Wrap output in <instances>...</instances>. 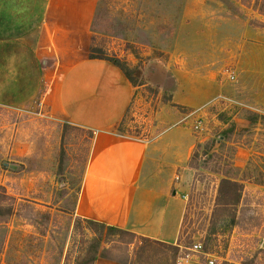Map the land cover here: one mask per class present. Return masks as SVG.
<instances>
[{"label": "rangeland", "instance_id": "obj_1", "mask_svg": "<svg viewBox=\"0 0 264 264\" xmlns=\"http://www.w3.org/2000/svg\"><path fill=\"white\" fill-rule=\"evenodd\" d=\"M259 9L264 11V0L97 4L89 56L118 60L135 88L117 132L151 141L179 121L196 139L188 160L196 182L182 243L188 248L200 243L209 254L194 255L191 263L264 264V187L255 184L264 182V15ZM90 137L37 101L25 108L0 107V188L11 198L1 199L0 190V264H76L83 257L93 235L73 209ZM223 175L250 179L241 203L243 220L249 221L238 225L216 206ZM239 208H231L235 218L241 216ZM121 237L101 243L102 256L127 254L133 264H155L135 258L137 235Z\"/></svg>", "mask_w": 264, "mask_h": 264}, {"label": "crops", "instance_id": "obj_2", "mask_svg": "<svg viewBox=\"0 0 264 264\" xmlns=\"http://www.w3.org/2000/svg\"><path fill=\"white\" fill-rule=\"evenodd\" d=\"M98 1L0 0V107L37 101L90 134L74 217L176 244L196 182L188 167L196 139L179 121L151 141L117 132L135 88L112 63L89 56Z\"/></svg>", "mask_w": 264, "mask_h": 264}, {"label": "trees", "instance_id": "obj_3", "mask_svg": "<svg viewBox=\"0 0 264 264\" xmlns=\"http://www.w3.org/2000/svg\"><path fill=\"white\" fill-rule=\"evenodd\" d=\"M257 11L261 15H264V11H262L261 9ZM93 58H99L109 61L115 67H117L132 84L130 72L128 71L126 66L121 64L118 60L108 59L104 57H93ZM223 141L228 142V138H223ZM249 180H250L249 178L242 176L241 179H239L238 181L236 180V178H232V177L230 178L227 175H223L219 180L217 197H216V206L217 207L222 206L224 207V211H229L231 213L232 221L238 225L242 224V222L244 221H249V219L243 220L242 214L244 212V205L241 206V203L244 202L243 200L247 199L246 197H244L243 194L244 182L245 181L250 182ZM255 184H257V186H263L264 182L263 183L261 182L259 184L255 183ZM0 190H2L3 192L1 199L11 200V198L7 197L6 192L3 188H0ZM238 205L240 207L238 214H240L241 216H239V218H235L232 209L236 208ZM12 214H13V208L7 211V215L9 218H11ZM42 217L44 221L46 222L49 221V217H50L49 214H44V216ZM80 222L85 225V228L89 230L93 236L92 239L87 242L88 247L86 248L83 257H81L76 264H95V262L98 259H104L118 264H133L134 261L133 258H131L127 254L123 258H115V257L110 258V257L102 256V251L100 252L101 243H103L110 237L115 235H121L122 236L121 238H124V236L133 238L134 236L133 234H130L129 236V234L127 235V233H125L124 231L118 228L110 227L94 220L81 219ZM137 237L139 239V244L136 249L137 252H135L136 253L135 258H139V259L145 258L147 259V263L151 261L154 262L155 264H177L179 259H182L188 253L187 250L190 248L183 245L182 243V231L176 244H167L141 236H137ZM151 248L152 249L156 248L157 250H154L152 252ZM202 253L204 255L209 254L206 248L204 247L202 249ZM154 257L156 258V260L152 261ZM241 264H249V263L243 262Z\"/></svg>", "mask_w": 264, "mask_h": 264}, {"label": "built area", "instance_id": "obj_4", "mask_svg": "<svg viewBox=\"0 0 264 264\" xmlns=\"http://www.w3.org/2000/svg\"><path fill=\"white\" fill-rule=\"evenodd\" d=\"M233 75H228V78L233 80ZM187 254L182 258L179 259L180 262L188 263L194 255H198L202 253V245L200 243H194L190 246V248L187 250ZM208 264H213L212 261H209Z\"/></svg>", "mask_w": 264, "mask_h": 264}]
</instances>
